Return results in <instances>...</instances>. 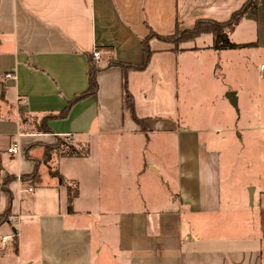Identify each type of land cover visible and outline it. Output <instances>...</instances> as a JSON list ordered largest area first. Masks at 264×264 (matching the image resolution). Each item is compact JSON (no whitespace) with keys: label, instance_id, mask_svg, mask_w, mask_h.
<instances>
[{"label":"crops","instance_id":"crops-1","mask_svg":"<svg viewBox=\"0 0 264 264\" xmlns=\"http://www.w3.org/2000/svg\"><path fill=\"white\" fill-rule=\"evenodd\" d=\"M244 2L0 0V184L5 176L34 172V162L23 155L31 143L51 144L63 136L81 139L88 148L83 158L56 152L46 157L31 193L19 180L9 185L11 220L0 227V264H264V188H254L252 205L242 197L228 200L223 186L233 181L223 174L228 167L198 137L208 131L189 130L177 120L178 60L214 54L212 41L196 44L212 40L210 35L176 50L150 39L147 67L127 74L134 116L143 129L125 109L119 68L99 72L97 93L74 104L65 119L49 120V134L29 130L28 121L22 123L12 110L22 104L28 119L58 114L87 89L94 52L101 67L112 60L140 64L141 41L150 33L164 38L201 20L225 22ZM248 23L253 40L232 42ZM229 40L251 45L238 51L264 55V0L256 21L242 19ZM259 71L263 76L264 63ZM260 114L264 119V109ZM172 135L173 150L157 146L147 156L146 147L134 146L143 138ZM12 142L19 144L17 155L6 152ZM32 154L39 159L41 148ZM76 166L82 183L68 171ZM49 168L77 188L71 213L66 188L43 172ZM7 207L0 191V214Z\"/></svg>","mask_w":264,"mask_h":264},{"label":"rangeland","instance_id":"rangeland-1","mask_svg":"<svg viewBox=\"0 0 264 264\" xmlns=\"http://www.w3.org/2000/svg\"><path fill=\"white\" fill-rule=\"evenodd\" d=\"M253 38L252 24L248 23L244 24L231 40L246 43ZM201 39L196 44L212 41L210 37ZM188 57L187 60L183 58L178 60V123L180 124L182 119V125L189 130L208 131V133L198 134L200 142H209L220 152L221 162L228 167L223 174L225 177L229 175V178L231 176L233 178L232 183L229 182L227 186L226 181L223 183L227 199L234 200L233 198L242 197L246 202L250 187L256 188L257 192L264 188V119L260 114L264 109V77L262 75L260 77L259 71L260 64L264 63V55L253 49H244L215 51L214 54L210 53L202 57L192 54ZM229 92L235 93L237 110L226 98ZM22 108V104H16L11 109L15 113ZM27 121V126H24L29 130L42 132L44 117L29 118ZM249 126H255L256 129L247 130ZM217 128L234 129L235 132L215 133L213 130ZM80 140L60 136L53 138L51 144L34 142L24 149L23 155L32 160L36 169L40 170L42 162L47 163L46 155L48 157L53 155L57 144L60 142L71 144L74 149L81 151L84 144ZM138 142L134 146L146 147L147 156H151L150 154L154 153L157 146L173 150L174 136L160 139L143 138ZM189 143L191 144L190 140ZM38 147L42 150L39 159L32 154ZM49 170L43 169V172H52L51 168ZM68 171L72 172V178L79 176L82 183L83 176L78 175V166ZM40 172L37 171L36 175ZM14 177L15 180L20 181V176ZM36 178V176L35 178L24 177L22 188L25 191L29 188L34 189ZM73 187V184L69 185L71 192ZM10 220L11 217H7L6 212L0 214V222L4 221V225H9Z\"/></svg>","mask_w":264,"mask_h":264},{"label":"trees","instance_id":"trees-1","mask_svg":"<svg viewBox=\"0 0 264 264\" xmlns=\"http://www.w3.org/2000/svg\"><path fill=\"white\" fill-rule=\"evenodd\" d=\"M259 6V0H245L244 4L241 6L240 9L235 11L230 18L225 22H215V21H198L191 29L180 30L176 29L174 34L169 37H158L157 35L150 33L145 39L141 41V49H142V61L140 64H126L116 60H113L106 64V66L101 67L93 60V55L89 56L88 58V86L87 89L71 99L67 102L63 111L59 112L58 114H50L44 117V124L42 123L43 134H49L50 130L47 128V122L49 120L55 119H65L74 104L79 101H82L86 98L94 96L98 90V83H97V74L105 69L109 68H119L122 72V81H121V90H122V98L125 105V109L131 115L132 119L136 124L141 126L143 129L142 121H139L134 116V107H133V100L131 95L127 89V74L130 71H143L147 67L150 57L151 51L149 49L148 43L151 38H156L167 43H170L174 46L175 50L182 44L191 43L195 41L197 38L203 35H210L212 37V49L214 51H225V50H239L243 48H247L251 45H236L230 42L229 34L233 32L236 26L242 19H250L252 21H256L257 18V9ZM19 119L22 123H25L28 118L24 117L23 110H19ZM56 155L63 158H83L86 157L88 153V148H82L81 151H77L73 148L72 145H68L65 143H59L56 146L55 151ZM47 159H49L48 155H46ZM36 166L34 172L29 176H20V181L23 182L24 177H31L35 178L36 176ZM51 177L57 180V184L59 186L65 187L67 191V212H72V202L77 197V188L75 184H73V191L69 190V185L71 183H67L57 171L51 172ZM15 181L14 176H5L0 184V191L2 194L5 195L8 207L5 210L7 217H11L10 213V203L12 201V194L9 190V185ZM5 222H0V227L4 225Z\"/></svg>","mask_w":264,"mask_h":264},{"label":"water","instance_id":"water-1","mask_svg":"<svg viewBox=\"0 0 264 264\" xmlns=\"http://www.w3.org/2000/svg\"><path fill=\"white\" fill-rule=\"evenodd\" d=\"M264 77V74H263ZM226 98L228 100V102L230 103V105L237 110V99L235 96V93L229 92L226 94ZM253 193H254V188L250 187L248 189V200H249V204L252 205V201H253Z\"/></svg>","mask_w":264,"mask_h":264},{"label":"built area","instance_id":"built-area-1","mask_svg":"<svg viewBox=\"0 0 264 264\" xmlns=\"http://www.w3.org/2000/svg\"><path fill=\"white\" fill-rule=\"evenodd\" d=\"M98 56L99 54L97 52L93 53V60L94 61H98ZM10 75H8L6 78H9ZM20 151L19 145L17 142H12L9 147L7 148V154L9 155H17ZM32 188H29L28 190H26L27 192L31 193L32 192Z\"/></svg>","mask_w":264,"mask_h":264}]
</instances>
